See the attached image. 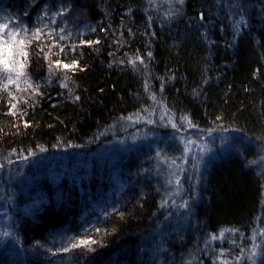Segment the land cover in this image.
Returning a JSON list of instances; mask_svg holds the SVG:
<instances>
[{
  "label": "trees",
  "instance_id": "1",
  "mask_svg": "<svg viewBox=\"0 0 264 264\" xmlns=\"http://www.w3.org/2000/svg\"><path fill=\"white\" fill-rule=\"evenodd\" d=\"M40 1H0V17H9L13 23L19 21L31 29L37 24V17L43 16L42 8L51 5L52 11L57 10L58 0ZM67 2L71 5L66 17L67 28L73 33H82L71 42L79 44L83 39L99 40L100 43L81 45L75 54L60 57L65 62L79 60L82 70L73 76L78 85L74 92L80 96L79 101L71 99L67 90L57 83V78H53L51 85L40 89L44 95L35 97L34 108L23 103L18 106L21 111L27 110L26 116L18 114L13 117L6 115L8 97L0 93V162L5 165L0 169V211L7 210L11 214L10 208L16 203L21 204L8 196L13 188L27 193L45 186L44 193L65 192L56 188L59 169L92 162L97 170L95 175H98L106 167L114 166L118 170L126 164L134 165L118 142L124 143V138L128 137L122 131L141 129L132 124L135 117L133 121L121 118L140 113L144 108L150 109L153 103L150 93L154 92L157 100L162 99L175 107L172 118L177 124L185 125V132L190 131L191 139L204 135L202 141H212L215 148L211 135L204 134V130L212 128L219 132L222 126L226 133L234 130L242 134L245 129L244 136L250 140V144L232 151L240 136L233 138V142L229 137L227 150L217 148L222 153L220 157L227 155L226 160L216 163L217 159L209 162L205 158V168L200 171L193 169L191 162L184 167L183 192L173 198L177 204L181 199L189 200L191 210H179V223L174 222L171 226L176 244L173 247L162 245L168 252L157 264H220L218 253L221 249L228 253L224 259L229 260L239 255L241 248L250 250L254 242L264 249V236H256L255 241L250 239L253 224L262 221L264 182L257 176V164L249 163L264 156V141L257 139L264 136V23L260 21L264 16V1L185 0L183 6L175 4L172 7V11L180 9L173 18L164 15L170 8L166 0H153L152 4L149 0ZM237 2L243 6V12L230 7ZM25 9H28L26 16ZM200 12L204 13V20H200ZM241 15L245 16L247 23L240 22ZM42 22L49 23V20L43 18ZM53 26L64 25L57 18ZM240 33L244 36L234 49L232 41ZM29 52V73L34 82L43 84L48 75L45 72L47 61L34 46ZM148 52L152 53L151 57ZM137 55L144 58V64L137 62L133 66L128 61ZM32 102L29 98V103ZM181 116L190 118L198 128L187 127ZM25 120L30 127H23ZM17 124L19 129L14 126ZM149 125L152 124H146ZM185 132H179L182 133L180 136L171 134L177 143L171 148L177 149V156L183 148L181 137L188 136ZM199 138L197 141H201ZM251 144H258L261 148L253 149ZM75 146L81 147L80 154L70 152L71 148H77ZM192 151L197 152L195 147ZM32 152L35 156L31 155ZM20 156L29 159L24 161L19 159ZM40 157L45 160L40 162ZM9 159L14 163L8 164ZM156 186L157 182L150 183L135 194L131 180L121 177L114 191V198L118 197L121 202L117 211L111 210L110 215L100 216V208L109 203L101 198L96 201L98 217H85L86 221L107 230V235H100L103 245L100 244L94 252L77 249L71 253H59L48 264H73L88 256L93 257L94 264H145L148 256L144 255L155 246V241L148 243L152 239L150 235H162L166 224L160 222V227L155 222V211L165 219L173 213L170 210H176L171 200L170 209L167 205L161 207L162 200L168 199L165 195L168 188L175 189V185ZM150 187L155 192L147 193L146 189ZM19 211L22 212L19 220L11 216L13 233L23 247L17 260L19 264H47L31 249L32 238L43 236L50 225L66 224L68 220L74 221L81 216L54 206L46 207L38 215L30 208ZM119 211L124 213L122 218L116 217ZM111 216L115 220L109 224L107 220ZM184 216L187 219H181ZM188 219L194 222L184 231L182 228ZM233 228L239 231L225 232L223 240L209 241V247H204L209 234L219 236L220 230ZM58 231L79 234L82 230L71 224L58 228ZM96 238L99 239L98 235ZM190 239L200 248L188 247ZM233 240L236 244L231 243ZM111 246L116 247L109 249ZM11 261L10 251L0 249V264H10ZM243 264H251V261L245 260ZM256 264H264V254L256 257Z\"/></svg>",
  "mask_w": 264,
  "mask_h": 264
},
{
  "label": "snow or ice",
  "instance_id": "2",
  "mask_svg": "<svg viewBox=\"0 0 264 264\" xmlns=\"http://www.w3.org/2000/svg\"><path fill=\"white\" fill-rule=\"evenodd\" d=\"M150 4L153 3V0H149ZM169 4V11L164 13L165 17L173 18L179 12L180 9L176 11H172V7L175 4H179L183 6L185 4V0H166ZM57 10L52 11V6L49 5L45 8H42L41 11L43 16L37 17V24L34 25L31 29L27 25L17 21L15 23L9 19V17H0V93H7V104H8V112L6 115H11L16 117L18 114L20 116H26L27 110H20L19 105L23 103L30 108L35 107V97L43 96L44 93L40 91L42 87H47L51 85L53 78H57V83L60 87L67 90L68 96L74 101H79L80 96L75 95V88L78 85L75 84L73 80V76L80 70V63L77 59H72L70 62H65L64 59L60 57L67 56L69 53L75 54L78 47L81 45L91 46L93 44H99V40H83L79 41V44L72 43L71 41L76 37L82 35L79 31L73 33L67 28V14L71 11V5L67 2V0H58L56 5ZM232 8H238L241 12H243V6L240 3H234L230 5ZM51 11V15L49 12ZM28 13V9H25L24 15L26 16ZM43 18H47L49 23H43ZM59 18L64 26L62 27H54L56 24V20ZM200 20H204L205 16L203 12L199 14ZM151 19V17H149ZM240 22L247 23L244 15L240 16ZM239 23V22H238ZM93 32L95 29H91ZM240 29L237 25V32ZM155 35V33H153ZM35 47L36 51L42 54L43 59L47 61V72L48 75L45 78L43 84L36 83L33 81L32 75L27 71V68L30 64V52L29 48ZM35 55V53H33ZM147 55L149 57L152 56L151 52H148ZM55 57V59H53ZM39 59V57H37ZM130 64L135 66L137 62L140 64H144V58L142 56L137 55L134 59H130L128 61ZM147 67V65H145ZM207 83V80L204 81ZM13 88L15 91H13ZM145 88L147 89V82L145 83ZM162 90V88H161ZM29 98L32 99V103H29ZM150 98L154 103V107L144 108L140 113L131 114L127 117H122L121 119H125L128 121H133L134 117L136 121L144 120L146 124H156L157 121L152 117L155 115L156 107L158 106L160 109V120L164 121L167 118V125L171 126L173 129H176L178 132L186 131V127L184 124H177L175 119L170 115L171 110L168 108L167 103H165L162 99L157 100L156 94L150 93ZM143 113H147L145 116ZM217 119H222V117H218ZM181 120L185 121L187 127L198 128V125L194 124L190 118L187 116H181ZM215 123V121L213 122ZM17 129H19L20 125H14ZM30 123L28 121H23V127H30ZM221 131H224L221 126ZM209 131V130H204ZM212 131H215L213 129ZM148 134H145L144 138H147ZM141 137L137 135H133L132 139L138 140ZM257 139L264 141V136L258 137ZM181 143L183 144V148L181 150V154L177 157H168L161 156L160 150H157V157L163 161V163L167 166L168 172L167 175L172 177V179H168L167 183L169 185L174 184L175 189L165 195L168 199L162 200L161 207L167 205L169 200H171L172 206L176 207L177 212L179 213L180 209H185L190 212L191 204L189 200L181 199L179 204L176 203L175 197L182 188V177L184 174V166L189 163L188 154L192 152L193 147L196 148L197 155L195 159L192 161V168L198 170L200 165L204 164L205 161L203 159L204 155L211 152L212 149L209 147L208 142L192 140L187 137H181ZM227 141L225 139H221V144H225ZM264 150V149H262ZM15 152V149L12 150ZM41 151H46V149L41 148ZM32 156H35V153H31ZM19 159L27 161L29 159L28 156H20ZM261 161H264V156L260 157ZM14 163L11 159L8 160V164ZM249 163H256L255 160L249 161ZM5 167L3 162H0V169ZM146 171V170H145ZM197 183H199V178H197ZM113 212H116L117 209L113 208ZM105 215H110V213H105ZM172 214L169 213V216ZM121 218L123 217V213H120ZM181 219H187V216L181 217ZM99 223V221H97ZM239 229H222L219 232V236L215 233L209 234L208 239L205 242L204 247L207 249L209 247V241H215L217 239L223 240L225 236V232H238ZM107 235V230L98 227L96 224L86 221L82 225V231L79 234L74 235H65L60 238V246L55 249V252L52 249H48L52 255H57L59 253H71L75 250L79 249L81 252H94L97 247L100 246V240L97 239V235ZM2 235L4 237H9L12 234L8 231H3ZM264 236V228L253 229L252 235L250 237L251 240L255 241L256 236ZM18 239V238H17ZM232 244H236V241H231ZM163 251V249H161ZM247 251V255H245ZM228 253L221 249L218 253V259L220 264H243L245 260L251 261V264H256V257L258 255L264 254V249H261V245L257 243H253L251 245L250 250H245L241 248L240 254L233 257L231 260L224 259V257Z\"/></svg>",
  "mask_w": 264,
  "mask_h": 264
},
{
  "label": "bare ground",
  "instance_id": "3",
  "mask_svg": "<svg viewBox=\"0 0 264 264\" xmlns=\"http://www.w3.org/2000/svg\"><path fill=\"white\" fill-rule=\"evenodd\" d=\"M2 2L9 1V2H15V0H0ZM253 2H256V0H252ZM264 1V0H263ZM39 2H41L39 0ZM38 2L36 1V4ZM254 4L251 3V7H253ZM187 15L183 19L186 18ZM260 21L264 23V16L260 18ZM255 24V22H252ZM182 26L180 25L179 28ZM181 30V29H180ZM244 36V34L240 33L237 38H235L232 41L231 47L234 49L238 48L239 46V40L240 38ZM239 42V43H238ZM27 71L29 72L28 68ZM45 72H47V67L45 68ZM34 81V80H33ZM43 88V87H42ZM41 88V89H42ZM14 89V88H13ZM4 95L7 96V93H4ZM168 108L171 110V113L173 110H175V107L171 106L172 104H167ZM150 109L154 107V103L150 104ZM156 107L155 115L152 117L157 121L156 124L149 125L148 127L145 124L144 120L139 121H133L132 124L135 125L137 128L139 127L141 130L136 132H129L128 130L122 131L123 134L127 135L128 137L124 138V143L118 142V145L121 146V150L127 151L129 155V159L131 162L135 163L132 166H129L126 164V167L119 168L118 170L116 167H106L103 170H101L100 174L95 175V172H97L95 168V164L92 162L87 163H78L75 164L72 167H66L63 170L59 169L58 174V183H57V190L62 188L65 190L59 191V192H46L45 186H40L34 188L32 191H29L27 193H24L22 191H17L16 188H13L11 193L8 194L9 197L14 198L16 200H19L21 204H14L15 206H12L10 208L11 216L15 220H19L22 212L20 210H25L27 208H30L32 210H35V213L38 215L40 213H43L48 206H54L56 209H62V210H70L73 213L80 214L81 216L75 218L74 221H71L72 219L68 220L66 224L62 225H50L48 229L46 228L44 232L42 233L43 236H34L32 240V246L31 249L35 250L38 257H40L42 260H44L47 264L51 262L57 255H52L51 252L48 251V249H54L60 246V238L65 235H74L70 231L68 233H61L58 231V228H63L65 226H70L71 224L75 226V228H78L82 230V225L86 222L85 217H93L97 218L98 213L96 211V201H99L101 198L106 199L109 201V203L100 208L99 214L100 216H104L105 213H108L109 211L113 210V208H118L121 206L120 199L114 198V195L116 194L114 191L116 190V184L117 181L121 178H127L131 180V184L134 189H136V193L140 191L144 186L157 182L160 186H164V183L169 186L167 183L168 179H171L172 177L167 175L168 169L167 166L163 163L162 160H160L156 153L157 150H160L161 156H168V157H176L177 156V149H172L171 147H174L177 143L176 141L171 137L172 135H181L182 133L175 132L173 128H170L169 126H166L168 121L167 118L164 121L160 120V109L158 106ZM142 109V108H141ZM176 112V110H175ZM170 113V114H171ZM174 114V111H173ZM145 116L147 113L144 114ZM176 115V113H175ZM174 116V115H173ZM240 128H242L240 126ZM209 131L204 132L206 135H211L210 137L215 143V148H213V144L208 143L209 147L214 150L215 154H212L210 156L209 162H213L217 159V162H222L224 159L226 160V156L220 157L222 153H219V150H227L228 145L221 144L222 137H226V141L228 143L229 137L231 138L232 142L234 141L233 138L238 137V134L240 136L239 140H236V145L233 144L232 151H238L242 146H246L250 144V140L248 137L244 136L246 133V130L243 129V133L241 134L239 131L234 132V130H228L229 132L226 133L225 131H212V128H208ZM185 132V131H184ZM148 134L147 138L145 137V134ZM188 136L187 138L191 139L190 131L185 132ZM226 133V134H225ZM133 135H137L141 137L138 140H133ZM204 135H202L199 140H202ZM77 148H71L70 152L73 154H80L82 149L81 147L75 146ZM251 147L253 149H260V145L258 144H251ZM258 147V148H257ZM219 150H218V149ZM97 153H100L97 151ZM180 155V154H179ZM178 155V156H179ZM197 155V152L192 151L188 154L189 162L192 163V161L195 159ZM45 160L44 157H40L39 161L43 162ZM257 165H255L256 168H258V174L257 176L261 179V181L264 182V161H261L260 159L256 160ZM188 164H186L184 167H187ZM146 170V171H145ZM198 171V170H196ZM94 175V176H92ZM2 182V181H1ZM2 184H4L2 182ZM156 186V187H157ZM162 189V188H161ZM45 190V191H44ZM174 189L168 188V193L172 192ZM44 191V192H43ZM147 193H153L155 192V189L153 187H150L149 189H146ZM183 192V190L180 191V193ZM43 196H42V195ZM13 202V201H12ZM201 203L204 205L203 201ZM17 207V208H16ZM167 207L170 209L171 204L168 203ZM175 209V208H174ZM170 210L172 213L171 216L167 215L165 219L160 218V213L155 211L156 217L155 222L158 223L161 227V224L164 222V233L162 235L159 234V236L155 234H151L150 236L152 239L148 240V243L155 241V246H151V248L148 250L147 254L144 255V257H147V260L145 264H157L160 259L162 258L163 254L166 255L168 251L164 249L162 246L163 244L173 247L176 244V241L174 240V234L173 231H171V226L174 224H178V219L181 216V213L177 212L176 210ZM125 212V211H124ZM121 211L118 212L116 217H120ZM124 214V213H123ZM115 218L113 216L109 217L107 222L109 224L113 223ZM261 222L257 224H253L252 228L259 229L264 228V212L261 215ZM38 222V219H37ZM36 222V223H37ZM160 222H162L160 224ZM192 219H188L187 225L182 228V230L185 231L186 227H191L193 224ZM94 224V223H93ZM183 224H186L184 222ZM159 231H162V228L159 229ZM258 236V235H257ZM100 244L103 245L101 242L100 235H98ZM194 239V237H191ZM121 241V240H120ZM188 247L191 248H200V245H193L192 240H188ZM198 243V240L195 239V244ZM116 247L111 246L109 247ZM155 249V250H154ZM163 249V251H161ZM174 250V248H173ZM173 252V251H172ZM14 253V254H13ZM11 253V255L15 256L19 253V251H15ZM87 253V252H86ZM95 260H93L92 256H88L85 259H82L78 262H74L73 264H94Z\"/></svg>",
  "mask_w": 264,
  "mask_h": 264
},
{
  "label": "rangeland",
  "instance_id": "4",
  "mask_svg": "<svg viewBox=\"0 0 264 264\" xmlns=\"http://www.w3.org/2000/svg\"><path fill=\"white\" fill-rule=\"evenodd\" d=\"M201 135H199L198 137H200ZM226 137H228V135H226L225 137H222L223 139H227ZM217 138V137H216ZM198 139V138H197ZM196 139V140H197ZM193 140V139H192ZM195 140V139H194ZM202 142V140H201ZM214 142V141H213ZM212 144V141L210 142ZM227 143H225L226 145ZM212 154H215L214 150L212 149L211 152L207 153V155H204L203 159L207 158L208 160L210 159V156ZM205 165L202 164L199 167V171L202 169L204 170ZM0 249L2 251H10V254L15 252L16 250L19 251L18 254H16L15 256L18 257L20 255H22L23 252V247L20 244V242L16 239L13 230H12V226L11 223H13L12 219H11V214H9L7 212V210H3L2 214H0ZM3 231H8L10 232L12 235L9 237H4L2 235ZM14 254V253H13ZM13 256V255H12ZM15 256L14 259H15ZM10 264H19L17 260H13L11 261Z\"/></svg>",
  "mask_w": 264,
  "mask_h": 264
}]
</instances>
